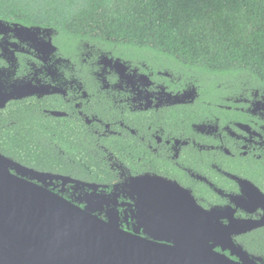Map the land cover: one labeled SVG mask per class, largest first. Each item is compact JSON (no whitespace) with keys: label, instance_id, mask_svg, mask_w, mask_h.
I'll use <instances>...</instances> for the list:
<instances>
[{"label":"flooded vegetation","instance_id":"obj_1","mask_svg":"<svg viewBox=\"0 0 264 264\" xmlns=\"http://www.w3.org/2000/svg\"><path fill=\"white\" fill-rule=\"evenodd\" d=\"M254 83L153 49L65 38L51 26L0 18V142L39 131L56 161L51 170H39L0 153L70 178L40 183L64 199H77L78 182L131 188L151 177L168 181L170 191H190L206 210L223 211L224 226L227 215L260 222L264 84ZM121 196L120 222L133 232L135 196ZM136 200L142 205L143 194ZM158 210L154 219L169 218L165 208ZM260 232L264 226L235 238L247 249L246 237Z\"/></svg>","mask_w":264,"mask_h":264},{"label":"water","instance_id":"obj_2","mask_svg":"<svg viewBox=\"0 0 264 264\" xmlns=\"http://www.w3.org/2000/svg\"><path fill=\"white\" fill-rule=\"evenodd\" d=\"M61 178L70 179L0 153V264H264L263 256L235 238L264 226V220L227 215L230 225L224 226L223 211L206 210L190 191H170L168 181L151 177L136 179L131 188L78 182L77 199L40 186ZM126 194L135 196L133 232L120 222L119 198ZM158 207L170 215L165 221L154 219L152 212L162 214Z\"/></svg>","mask_w":264,"mask_h":264},{"label":"trees","instance_id":"obj_3","mask_svg":"<svg viewBox=\"0 0 264 264\" xmlns=\"http://www.w3.org/2000/svg\"><path fill=\"white\" fill-rule=\"evenodd\" d=\"M0 18L51 26L65 38L153 49L201 71L264 84V0H0ZM0 151L39 170L55 166L39 131L0 142ZM243 242L264 254L263 232Z\"/></svg>","mask_w":264,"mask_h":264}]
</instances>
